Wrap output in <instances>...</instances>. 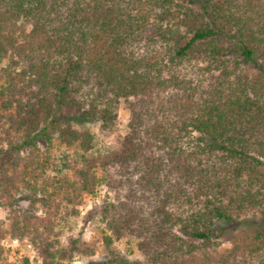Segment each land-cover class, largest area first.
I'll list each match as a JSON object with an SVG mask.
<instances>
[{
  "label": "trees",
  "instance_id": "obj_1",
  "mask_svg": "<svg viewBox=\"0 0 264 264\" xmlns=\"http://www.w3.org/2000/svg\"><path fill=\"white\" fill-rule=\"evenodd\" d=\"M0 64V207L44 264L95 255L76 239L59 248L52 219L35 213L38 193L52 199L51 183L36 185L39 138L54 134L90 153L59 181L67 214L108 189L103 264H135L114 247L122 239L140 264H264V0H0ZM121 100L126 133L92 153L86 124L114 131ZM21 188L33 198L25 213ZM257 215L263 226L220 251L217 222Z\"/></svg>",
  "mask_w": 264,
  "mask_h": 264
},
{
  "label": "rangeland",
  "instance_id": "obj_2",
  "mask_svg": "<svg viewBox=\"0 0 264 264\" xmlns=\"http://www.w3.org/2000/svg\"><path fill=\"white\" fill-rule=\"evenodd\" d=\"M198 8L199 6H197ZM3 66L4 64H0V89L4 84V78L2 76ZM243 69L250 75L256 73V67L253 63L245 64ZM129 120L130 112L126 107L125 101L121 100L116 116L117 126L114 131H101L98 122H88L86 124L87 129L95 137L92 153H96L95 151L99 149L104 151L107 146H114L118 139L126 133ZM2 127H7V125H2ZM7 139H9L7 134L0 130V149L6 147ZM38 145L40 147L39 155L42 161L41 163L44 165V170L43 172H37L41 175V180L38 183H33H36L38 188L46 186L47 183H51L52 186L47 189L52 199L50 200L43 194L38 193V199L40 201L43 199L45 204L37 202L35 205V213L38 216L50 217L52 219L54 231L57 233V240L59 241V248H67L70 240L76 239L80 244H85L95 249V255L92 257L75 253L71 260L64 261V264H89L91 261L96 264L105 263L107 260L105 258L107 248L104 245L101 233L103 224L99 220L97 210L108 195V189L104 185H99L94 195L83 194L78 199V204L74 207L75 214H67V211L70 212L72 205L64 200V190L60 189L63 185L59 182L61 179H66L70 182L74 181L75 172L82 165L83 157L89 156L90 153L83 156V152L79 146H67L56 134H54L50 144L46 140L39 138ZM24 155H27L26 150L24 151ZM95 171L101 177V169L96 167ZM16 198L17 209L25 213L29 209V203L33 200L31 193L29 190L21 188L16 192ZM57 207H59L58 212H55ZM51 213H55V216L51 215ZM13 218V210H10L8 207H0V264H44L43 258L29 240H19L12 236L11 224ZM216 226L223 227L218 243L220 251H226L232 247L233 236L241 233L242 230L253 231L263 226V217L261 215L244 217L240 219L239 225L232 224L226 226L225 221H219L216 223ZM114 247L119 251L121 256L129 261L135 264L142 263V257L134 240L128 241L122 239L115 241Z\"/></svg>",
  "mask_w": 264,
  "mask_h": 264
}]
</instances>
